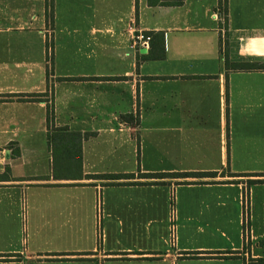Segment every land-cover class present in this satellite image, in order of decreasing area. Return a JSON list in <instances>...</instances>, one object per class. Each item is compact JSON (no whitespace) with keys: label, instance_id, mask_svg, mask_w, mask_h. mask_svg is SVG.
I'll use <instances>...</instances> for the list:
<instances>
[{"label":"crops","instance_id":"1","mask_svg":"<svg viewBox=\"0 0 264 264\" xmlns=\"http://www.w3.org/2000/svg\"><path fill=\"white\" fill-rule=\"evenodd\" d=\"M221 7L53 0L48 21L45 0H0V264H264V70L226 71L220 47L264 61V0ZM52 127L94 133L80 176L54 175ZM169 172L216 176H140Z\"/></svg>","mask_w":264,"mask_h":264},{"label":"trees","instance_id":"2","mask_svg":"<svg viewBox=\"0 0 264 264\" xmlns=\"http://www.w3.org/2000/svg\"><path fill=\"white\" fill-rule=\"evenodd\" d=\"M182 0H148L150 5H173L180 4ZM224 5L223 11L221 13L225 18V5L226 0H219V7ZM45 16L48 21H52L53 19V0H45ZM224 23L221 27H226V19H224ZM150 35L152 39H150V46L148 53L144 55L143 59H151V58H162L164 56L163 50V36L160 33V53L155 55L153 49L151 48V44L153 42V37H158L157 33L153 32H145ZM157 39V38H156ZM220 47L222 49L223 56V67L226 71H251V70H264V61H230L227 57V41H226V33L224 36H220ZM46 59L48 62V66L46 68V77H48L51 73V62H52V42L49 37L46 39ZM32 98L36 99L37 94L30 95ZM38 99V98H37ZM47 112V125L51 126L53 111L52 106L48 105ZM124 118H128V116H124ZM94 133H80V132H71L66 130L65 128H53L47 133L48 146L52 150L53 154V173L57 175L58 169L64 170H75L77 172L76 175L80 176V162H81V142L84 138L92 135ZM19 150L17 147L12 149V155H17ZM230 176L234 174L230 173ZM142 177H175V178H189V177H213L216 176L215 172H169V173H141ZM98 178L109 180L105 183V185L114 184L113 181L119 178H132L133 174H102L98 175ZM263 181V180H258Z\"/></svg>","mask_w":264,"mask_h":264},{"label":"built area","instance_id":"3","mask_svg":"<svg viewBox=\"0 0 264 264\" xmlns=\"http://www.w3.org/2000/svg\"><path fill=\"white\" fill-rule=\"evenodd\" d=\"M133 39H134L135 46H139L144 49H149V44H150V39H151L150 35L146 34L143 31L136 30L133 35ZM96 207H97V213L99 214L100 213V200L99 199H97ZM247 215H248V203H247V200L244 199V219L245 220L247 219ZM173 220H174V206H173V202H170V221L171 223H170L169 237H170V244L172 246H174L175 244V226H174Z\"/></svg>","mask_w":264,"mask_h":264},{"label":"water","instance_id":"4","mask_svg":"<svg viewBox=\"0 0 264 264\" xmlns=\"http://www.w3.org/2000/svg\"><path fill=\"white\" fill-rule=\"evenodd\" d=\"M8 151H5V157L6 158H8V153H7ZM0 168H1V166H0Z\"/></svg>","mask_w":264,"mask_h":264}]
</instances>
